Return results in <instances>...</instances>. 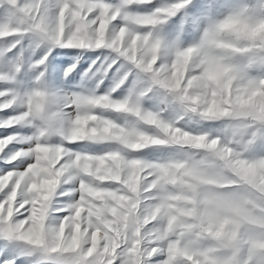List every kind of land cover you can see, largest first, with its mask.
I'll list each match as a JSON object with an SVG mask.
<instances>
[{"label":"snow or ice","instance_id":"6c2138e0","mask_svg":"<svg viewBox=\"0 0 264 264\" xmlns=\"http://www.w3.org/2000/svg\"><path fill=\"white\" fill-rule=\"evenodd\" d=\"M5 2L11 9L10 20L0 24V40L13 38L12 47L20 42V36L32 33L48 45L112 49L119 57L150 74L154 84L174 94L189 111L205 119L230 117L235 121L230 139H224L186 131L166 122L157 113L143 111L128 99L117 101L109 95L73 96L63 104L65 108L76 109L65 125L69 131L65 132L53 127V122L62 120L61 113L53 110L61 104L56 94L36 90L25 98L11 89L0 90V113L5 114L0 116V129L15 130L36 121L42 123L39 132L33 136H24L17 131L0 136V160L13 166L12 171L0 169L3 171L0 175V224L5 226L8 237L42 250L52 264H148L151 257L162 253L167 257L163 264H197L200 256L196 253L200 246L191 242L193 233L181 235L183 230L172 231L176 218L171 212L164 211L151 220L158 210L167 208L170 189L165 173L181 166L194 167V153L189 151L186 159L172 162H144L129 159L125 154V151L136 152L154 146H180L184 141L178 140L177 136L192 138L195 141L193 149L202 150L199 156L211 158L228 171L234 182L228 191L244 186L253 194L258 191L259 202L264 203V189L258 190L255 184L247 182L242 172L233 166V162H240L264 176V158L245 156L247 145L258 133L264 139V79L246 80L244 69L229 61L232 54L245 53L251 61L264 63V28H261L264 20L254 21L243 12L229 15L206 31L198 46L178 50L170 63H162L161 53L169 46L155 35L154 28L190 0L137 15L129 14L127 9L133 5L151 4L152 0H123L119 7L106 0H60L55 18H50L44 0ZM121 17L127 23L114 32L110 26ZM49 55L51 51L37 61L36 66L45 65ZM118 62L114 61L112 66ZM40 75L43 77L44 72ZM209 76L215 79L209 80ZM9 79L8 75L0 74V82ZM123 82L121 80L120 84ZM250 96H255L252 103L241 102ZM21 103L24 105L22 112L7 114L9 109L15 110ZM97 108L130 114L141 124L158 131L154 134L139 127V132L129 138L131 129L128 126L97 114ZM241 114L249 119H236ZM241 125L245 129L243 132ZM56 131L67 143H115L121 150L100 155L75 153L64 143L52 145L47 142V136ZM141 135L149 137L151 142L140 140ZM129 139L130 142H126ZM134 143H140L141 147L131 146ZM15 144L27 147L6 151L9 145ZM26 159L31 163L20 171L16 162L23 163ZM141 170L142 179L138 185L134 184L133 179ZM77 177L78 201L71 206L70 213L62 217L58 228H48L46 222L58 187ZM124 199L137 204L139 212L122 232L119 246L115 251H109V240L94 237L98 233L101 237L110 236L109 227L117 231L123 228L120 202ZM38 215L39 234L34 235V221ZM145 220L151 227L141 228ZM77 225L80 229L78 245L72 240ZM137 228H140L139 235L135 234ZM91 249L95 251L89 255ZM245 253L248 259L240 258L239 264H252L253 254L264 257V246L259 251L248 248ZM5 264H14V261H5Z\"/></svg>","mask_w":264,"mask_h":264},{"label":"rangeland","instance_id":"374dc122","mask_svg":"<svg viewBox=\"0 0 264 264\" xmlns=\"http://www.w3.org/2000/svg\"><path fill=\"white\" fill-rule=\"evenodd\" d=\"M23 2L34 3L36 0H23ZM106 2L119 7L123 0H106ZM182 2L183 0H152L151 4L133 5L127 9V12L132 15L148 14L152 13L156 7L171 6ZM59 6L60 0H44V7L48 10L50 18L58 15ZM10 12V6L5 0H0V24L10 20ZM239 12L245 13L254 21L264 20V0H190L175 15L168 17L165 22L154 28L155 35L169 46L161 53V62L170 63L176 51L198 46L206 31L229 15ZM126 23L121 17L110 27L115 32ZM19 41L16 47H12L15 43L13 38L6 41L0 40V74L10 77L9 80L0 82V90L11 89L25 98L36 90L56 94L61 104L53 110L61 113L64 125L71 119V114L76 111L74 107L65 108L63 106L69 97L109 95L117 101L131 100L143 111L157 113L166 122L186 131L196 134L206 133L212 137L220 136L224 139L231 137V128L235 122L233 118L205 119L198 113L189 111L174 94L154 84L150 74L142 72L131 62L119 57L112 49L78 48L67 44L48 45L41 43L39 38L32 33L20 36ZM9 48H11L10 51ZM48 51H51V55L47 56L45 65L38 68L36 62ZM116 60L119 62L112 66ZM229 61L234 66L244 69L243 75L246 80L264 79V63L251 61L248 54H232ZM66 70H68L67 73ZM41 72H44L43 77L40 75ZM125 76L127 79H124ZM214 79V76H209V80ZM121 80L124 81L122 84H120ZM117 84H120L118 88ZM144 92L147 94L141 95ZM254 99L255 96H250L241 102L250 104ZM23 110L24 105L21 103L15 110L9 109L7 114L14 115L17 111L22 112ZM95 112L123 126H138L141 130L154 134L158 131L141 124L130 114L101 108L95 109ZM3 115L5 114L0 113V116ZM236 119L246 121L249 117L241 114ZM41 127L42 123L36 121L15 130L0 129V136L11 134L13 131L24 136H33L39 132ZM84 127L86 128L87 125L85 124ZM240 131H245L243 125L240 126ZM46 139L52 145L64 143L70 151L75 153L87 152L100 155L108 151L121 150V146L115 143L87 141L67 143L59 131L49 134ZM177 139L184 143L180 146H154L136 152L125 151L129 159H139L144 162L184 160L189 151L194 153V167L181 166L165 173L170 189L167 208L157 211L154 215L155 219L164 211L171 212L176 218L173 221L172 231L183 230L181 235L194 234L191 242L200 246L196 253L200 256L197 264H239L240 258L247 260L246 249L259 251L264 246V224L260 223L261 218H264V211L261 210L264 208V203L259 202V192L253 194L251 189L241 186L239 189L246 191L248 195L233 201L231 199L233 193L222 191L234 184L233 181L223 178L228 171L219 167L211 158L199 156V151L202 150L193 149L192 145L195 141L192 138L185 135L177 136ZM20 147H27V145H9L6 151H14ZM247 149L245 152L247 158H264V139L259 133L256 139L247 145ZM200 161L203 162L200 163ZM16 163L19 165V170L23 171L29 166L31 160L26 159L23 163L20 161ZM233 166L242 172L247 182L255 184L258 190L264 189V176L258 170L240 162H233ZM0 169L12 171L13 166L6 165L3 160H0ZM2 174L3 171H0V175ZM141 179L142 170L136 174L133 183L138 185ZM78 188V177L58 187L46 222L48 228H58L62 217L70 213L71 206L78 201L80 196ZM120 207L123 210L121 218L124 221L123 228L117 231L109 227L110 236L101 237L98 233L94 237L97 240H109L111 244L109 251H115L119 246L122 232L127 229L129 222L139 212V206L132 204L129 199L122 200ZM57 209L68 211H57ZM217 212L220 220L216 218ZM155 219L151 218L152 221ZM221 220H227L228 223L221 226ZM39 225L38 215L34 221V235L39 234ZM144 226H150V222L142 224L141 228ZM79 231V225H77L76 235L72 238L77 245ZM94 251L95 249H91L89 255H92ZM166 259V253H162L151 257L148 264H163ZM251 259L252 264H264V257L259 254H253ZM5 261H14V264H52L42 250L35 249L18 238L8 237L5 226L0 224V264H5Z\"/></svg>","mask_w":264,"mask_h":264},{"label":"clouds","instance_id":"9594fccd","mask_svg":"<svg viewBox=\"0 0 264 264\" xmlns=\"http://www.w3.org/2000/svg\"><path fill=\"white\" fill-rule=\"evenodd\" d=\"M261 28H264V25H262ZM53 127L57 128V129H62L65 132L69 131V129H67L65 127V125H64L62 120L58 121V122H53ZM128 127L131 129V132L128 133L129 138L139 132V127L138 126H128ZM140 140L145 141V142H149L150 138L147 137V136L141 135L140 136ZM126 142H130V139L128 141H126ZM131 146L139 148V147H141V144L140 143H134V144H131ZM223 178L226 179V180L231 181L228 173H225ZM222 191L233 193L234 195L231 197V199L233 201L239 200L241 197H244V196L248 195V193L246 191H242L240 189H236V190H233V191H228L227 189H223ZM262 191H264V190H262ZM261 210L264 211V208H262ZM152 218L155 219V216H153ZM216 218L218 220H220V216H219L218 212L216 213ZM143 223L147 224L148 220H145ZM226 223H228L227 220H221V226H223V224H226ZM260 223L264 224V218H261ZM139 233H140V228H137L135 234L139 235ZM217 235H219V233H217Z\"/></svg>","mask_w":264,"mask_h":264}]
</instances>
